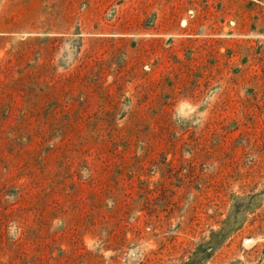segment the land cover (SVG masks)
Wrapping results in <instances>:
<instances>
[{"label":"rangeland","instance_id":"obj_1","mask_svg":"<svg viewBox=\"0 0 264 264\" xmlns=\"http://www.w3.org/2000/svg\"><path fill=\"white\" fill-rule=\"evenodd\" d=\"M0 264H264V0H0Z\"/></svg>","mask_w":264,"mask_h":264}]
</instances>
